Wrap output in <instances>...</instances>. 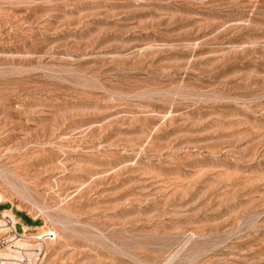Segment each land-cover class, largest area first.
I'll use <instances>...</instances> for the list:
<instances>
[{
  "label": "rangeland",
  "instance_id": "1",
  "mask_svg": "<svg viewBox=\"0 0 264 264\" xmlns=\"http://www.w3.org/2000/svg\"><path fill=\"white\" fill-rule=\"evenodd\" d=\"M0 191V264H264V0H0Z\"/></svg>",
  "mask_w": 264,
  "mask_h": 264
},
{
  "label": "built area",
  "instance_id": "2",
  "mask_svg": "<svg viewBox=\"0 0 264 264\" xmlns=\"http://www.w3.org/2000/svg\"><path fill=\"white\" fill-rule=\"evenodd\" d=\"M0 203H1V201H0ZM4 218L6 220V224H11V226L13 225L12 220H11V217H9L8 215H6ZM10 232H13L14 235H19L18 230H17V224L16 223H14V229H10ZM7 242L8 241H3V240L0 239V249L2 247H5L8 244Z\"/></svg>",
  "mask_w": 264,
  "mask_h": 264
},
{
  "label": "bare ground",
  "instance_id": "3",
  "mask_svg": "<svg viewBox=\"0 0 264 264\" xmlns=\"http://www.w3.org/2000/svg\"><path fill=\"white\" fill-rule=\"evenodd\" d=\"M0 192H1V191H0ZM0 201H2V202L4 201V196H3V194H1V193H0ZM5 212H7V211H5ZM5 212H4V213H5ZM17 245H18V244H17ZM20 245H21V244H20ZM13 250H14V249H13ZM14 252H15V251H14ZM18 252H19V251H18ZM2 255H3V254H2ZM2 255L0 254V256H2ZM3 257H4V256H3ZM5 257H8V255L5 256Z\"/></svg>",
  "mask_w": 264,
  "mask_h": 264
}]
</instances>
